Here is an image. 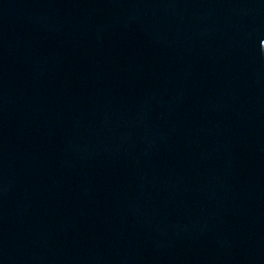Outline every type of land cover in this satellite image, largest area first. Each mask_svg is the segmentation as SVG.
<instances>
[{"label": "water", "instance_id": "obj_1", "mask_svg": "<svg viewBox=\"0 0 264 264\" xmlns=\"http://www.w3.org/2000/svg\"><path fill=\"white\" fill-rule=\"evenodd\" d=\"M0 264H264V0H0Z\"/></svg>", "mask_w": 264, "mask_h": 264}]
</instances>
